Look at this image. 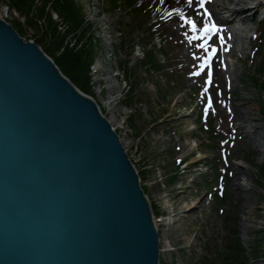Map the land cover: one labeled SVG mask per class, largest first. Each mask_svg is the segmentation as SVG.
Instances as JSON below:
<instances>
[{
    "label": "rangeland",
    "instance_id": "1",
    "mask_svg": "<svg viewBox=\"0 0 264 264\" xmlns=\"http://www.w3.org/2000/svg\"><path fill=\"white\" fill-rule=\"evenodd\" d=\"M12 1L15 0H0V16L19 36L33 40L36 35L42 38L47 33L52 39V21L59 20L49 9V1L25 0L23 8ZM76 1L82 13L81 27L85 26L97 40L96 54L88 68L90 93L139 173L140 186L159 220L158 264H213L225 254L227 239L234 229L245 254L257 255V264H264V23L261 37L258 19L240 22L254 30L249 31L255 32L254 37L243 38L246 47L237 51L243 41L238 34L233 35L229 43L236 50L231 53L228 75L220 68L222 54L218 51L217 59L210 64L214 77L209 84V69L203 59L207 48L197 47L202 44L200 34L181 19H194V11L185 10L182 0H159L151 17L169 21L164 40L178 63L168 71L178 67L181 74L187 73L188 90H182L181 83L163 74L164 69L154 71L147 64L146 52L152 58L161 56L142 29L137 12L128 14L123 1ZM165 1L168 4L161 6ZM40 7L44 9L41 17L37 15ZM215 9L221 11V6ZM202 22L207 23L206 19ZM65 29L63 23L56 26L59 34ZM70 40V36L66 37L67 42ZM212 45L220 46L219 39L207 46L209 50ZM193 70L199 72L198 77H192ZM196 86H202L201 92L211 98L208 118L219 134L222 150L229 153L232 149V161L242 164L239 168L230 162L231 178L228 177V195L223 203L216 200L205 205L200 194L207 189L190 181L195 168L190 167V172L182 169L187 162L200 168L204 165L206 161H199L196 151L208 157L217 153L214 145L207 146L212 140L205 147L190 130L189 113L190 108L196 107ZM239 104L255 113L251 119L241 120L239 114L237 118L235 105L238 111ZM199 120L202 127L212 128L210 123ZM191 140L195 144L190 145ZM258 148L262 150L257 152ZM216 181L212 180L208 189ZM196 202L197 210H189Z\"/></svg>",
    "mask_w": 264,
    "mask_h": 264
},
{
    "label": "water",
    "instance_id": "2",
    "mask_svg": "<svg viewBox=\"0 0 264 264\" xmlns=\"http://www.w3.org/2000/svg\"><path fill=\"white\" fill-rule=\"evenodd\" d=\"M158 254L107 118L0 18V264H158Z\"/></svg>",
    "mask_w": 264,
    "mask_h": 264
},
{
    "label": "trees",
    "instance_id": "3",
    "mask_svg": "<svg viewBox=\"0 0 264 264\" xmlns=\"http://www.w3.org/2000/svg\"><path fill=\"white\" fill-rule=\"evenodd\" d=\"M12 2L23 8L22 4L25 0H15ZM46 2H48L49 9L56 12L59 16L61 23L66 26V29L64 33L59 34L56 31V26L60 22L52 21V23L54 22L51 31L53 33L51 35L52 39L45 33L44 37L41 38L36 35L33 40L53 59L60 71L75 86L84 93L91 95L90 78L88 75L90 70L88 68L96 54L95 46L97 40L94 35L92 36L91 33H87L88 31L85 29V26L81 27L83 21L82 13L74 0H45ZM43 14L44 9L40 7L37 15L41 17ZM15 27H17V23ZM68 36L71 38L69 42L66 41V37ZM72 40L73 43L71 42ZM242 252L243 248L238 237L228 238L225 254H223L220 260H213V264H238L239 260L242 259Z\"/></svg>",
    "mask_w": 264,
    "mask_h": 264
},
{
    "label": "bare ground",
    "instance_id": "4",
    "mask_svg": "<svg viewBox=\"0 0 264 264\" xmlns=\"http://www.w3.org/2000/svg\"><path fill=\"white\" fill-rule=\"evenodd\" d=\"M220 3H221V5H223L222 6V12H230V14L231 15H238V17H239V19H242V18H244V17H246V13L247 12H250V11H254L255 12V7H256V14L258 13V16H259V22H258V27H259V29H261L260 28V26L264 23V0H220ZM254 9V10H253ZM260 9V11H258ZM258 11V12H257ZM253 12V13H254ZM54 13V15H55V12H53ZM244 15V16H243ZM251 15V17H255V15L253 14L252 15V13H249L248 15H247V17L248 16H250ZM56 17L58 18V20L60 19L59 18V16L58 15H56ZM0 18L1 19H3V17L2 16H0ZM4 20V19H3ZM57 20V21H58ZM231 20V19H230ZM262 22V23H261ZM262 30V29H261ZM249 31H250V29L248 30V31H246V33L245 34H249ZM260 36L262 37V35L260 34ZM22 37V36H21ZM25 40H27L26 38H24ZM28 40H31V39H28ZM31 41H33V40H31ZM34 42V41H33ZM44 52V51H43ZM45 53V52H44ZM46 54V53H45ZM47 55V54H46ZM48 56V55H47ZM49 57V56H48ZM51 58V57H50ZM52 59V58H51ZM52 61H53V59H52ZM56 65V64H55ZM56 67H58L57 65H56ZM59 69V68H58ZM60 70V69H59ZM61 72V71H60ZM93 99V98H92ZM94 100V99H93ZM98 106V105H97ZM100 110V109H99ZM238 114L240 115V118H241V120L242 119H251L252 117H253V114H255L254 112H252V110H249V108L248 107H243V105H241V104H239V108H238ZM253 133V132H252ZM117 135V134H116ZM117 137H118V135H117ZM261 139H262V137H261ZM263 140H264V137H263ZM194 140H191L190 141V145H193V144H195L194 142H193ZM193 143V144H192ZM121 144V143H120ZM262 149H260V148H258L257 149V152H259V151H261ZM196 154H199L197 151L195 152ZM199 161H204V160H202V159H199ZM264 161V160H263ZM241 163V162H240ZM239 163V164H240ZM133 164V163H132ZM184 165H185V167H188L187 169H188V172H190L191 170H189V167H194L195 168V170H197L199 167H197L196 166V164L195 163H190V164H188V162L185 164L184 163ZM133 166H134V164H133ZM192 183V182H191ZM144 193V192H143ZM144 195H145V193H144ZM147 199V201H148V203H149V200H148V198H146ZM188 209H191V207H188ZM157 223H158V221L156 220V221H154V224H156L157 225ZM233 237H235V236H233ZM260 260V258L257 256V255H254V256H252V257H246L245 258V261H246V264H257V262Z\"/></svg>",
    "mask_w": 264,
    "mask_h": 264
},
{
    "label": "snow or ice",
    "instance_id": "5",
    "mask_svg": "<svg viewBox=\"0 0 264 264\" xmlns=\"http://www.w3.org/2000/svg\"><path fill=\"white\" fill-rule=\"evenodd\" d=\"M162 2H163V0H162ZM192 2H193V0H188L189 4H192ZM205 3H206V0H200V3L197 6L203 9V13L201 15H206L207 17L210 18L212 14L205 7ZM181 19H183V21L190 26V28L193 32L197 31V28L200 27L202 36H206L209 33H212L215 35V34H219L221 32V26L217 25L215 23V21H211L208 23H204L201 21L198 24L196 19H191L187 16H184ZM197 47L203 48V47H205V45L201 44V45H197ZM210 47L212 50V54H214L216 51V46L212 45ZM193 55L196 56V53H193ZM203 59L206 61L205 67H208V69H209L208 74H207V81L210 84L211 83V68H210L211 56L204 57ZM197 75H199V73H197ZM209 106H211V98L210 97H209Z\"/></svg>",
    "mask_w": 264,
    "mask_h": 264
}]
</instances>
